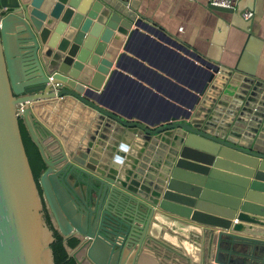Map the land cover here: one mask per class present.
I'll return each instance as SVG.
<instances>
[{
	"label": "water",
	"instance_id": "water-1",
	"mask_svg": "<svg viewBox=\"0 0 264 264\" xmlns=\"http://www.w3.org/2000/svg\"><path fill=\"white\" fill-rule=\"evenodd\" d=\"M140 1L0 0V264H264V236L233 222L264 165V80L208 62L182 120L151 129L116 114L103 91L149 24ZM67 101L93 112L75 141L37 116ZM19 120L44 164L37 180ZM138 131H179L159 189L125 170ZM44 208L62 238L53 241Z\"/></svg>",
	"mask_w": 264,
	"mask_h": 264
},
{
	"label": "crops",
	"instance_id": "crops-1",
	"mask_svg": "<svg viewBox=\"0 0 264 264\" xmlns=\"http://www.w3.org/2000/svg\"><path fill=\"white\" fill-rule=\"evenodd\" d=\"M139 11L149 24L140 25L122 50L117 72L103 91L102 104L116 114L151 129L182 120L203 84L208 62L239 65L264 80V0H234L232 11L214 9L207 0H141ZM246 11L253 13L248 19ZM92 113L67 101L44 107L37 116L59 136L75 141ZM178 133L149 136L138 131L126 151L125 170L133 169L143 187H162L170 167L165 157L177 146ZM217 173L225 180L242 177ZM248 180L233 222L241 231L264 236V165ZM217 182L226 187L221 192L242 195V188Z\"/></svg>",
	"mask_w": 264,
	"mask_h": 264
},
{
	"label": "trees",
	"instance_id": "trees-1",
	"mask_svg": "<svg viewBox=\"0 0 264 264\" xmlns=\"http://www.w3.org/2000/svg\"><path fill=\"white\" fill-rule=\"evenodd\" d=\"M19 126H20V131H21V136H22V141L24 144L25 152H26V155H27V158L29 161V165H30V168L33 172V176H34L35 180H37L38 176L40 175V173L42 172V170L44 168V164L42 162V159H41V156H40V153H39L37 147L34 145V143L31 141L30 137L28 136L27 131H26L21 120H19ZM43 213H44V218L46 220L47 225L53 230V236H54L53 241L62 238L61 235L53 228L51 221H50V216H49L48 212L45 210V208L43 210ZM77 242H78L77 239L70 238L67 240V245L70 248H73L76 246ZM62 243H63V241H62ZM64 247H65V245H64ZM65 249H66V247H65ZM71 260H72L73 264H76V262L72 258H71Z\"/></svg>",
	"mask_w": 264,
	"mask_h": 264
},
{
	"label": "built area",
	"instance_id": "built-area-1",
	"mask_svg": "<svg viewBox=\"0 0 264 264\" xmlns=\"http://www.w3.org/2000/svg\"><path fill=\"white\" fill-rule=\"evenodd\" d=\"M208 3L212 6L231 8L233 7L234 0H207ZM253 15L252 12L246 11L243 13V17L248 19Z\"/></svg>",
	"mask_w": 264,
	"mask_h": 264
}]
</instances>
